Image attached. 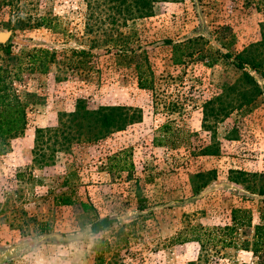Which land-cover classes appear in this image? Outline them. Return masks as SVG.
Wrapping results in <instances>:
<instances>
[{"label":"rangeland","instance_id":"rangeland-1","mask_svg":"<svg viewBox=\"0 0 264 264\" xmlns=\"http://www.w3.org/2000/svg\"><path fill=\"white\" fill-rule=\"evenodd\" d=\"M9 1L0 67L37 103L0 146V264H264L249 251L264 226V47L260 71L235 67L264 41V0H153L142 16L109 0ZM14 12L50 28L13 30ZM110 108L123 130L102 127ZM233 210L248 212L241 226Z\"/></svg>","mask_w":264,"mask_h":264},{"label":"trees","instance_id":"trees-1","mask_svg":"<svg viewBox=\"0 0 264 264\" xmlns=\"http://www.w3.org/2000/svg\"><path fill=\"white\" fill-rule=\"evenodd\" d=\"M8 0H0V6L7 2ZM153 0H109V3L113 5V7H122L124 6V10L128 11L129 5L133 4L135 7V11L138 13V16L147 15L150 12L151 2ZM13 16L15 20L13 21V30H21L27 27L28 29L37 28V27H44L50 28V20L46 17H40L39 19L35 20L33 23H30V18L26 19L25 15H21L19 13L14 12ZM7 27L9 23L6 24ZM170 44V41H167ZM264 47V41L258 43L250 47V49L244 51L240 57L239 61L235 64V67L238 70L244 71L246 66L252 71H260L262 62L257 60V57L252 53H256L260 50V48ZM6 46L0 44V50L6 51ZM181 49V45H174L173 50L176 53L178 50ZM252 50V51H251ZM50 52L48 50H37L35 54L32 55V59L37 57L40 61V73L47 72V65L46 59L49 60L51 57L48 58ZM37 54V55H36ZM40 54V55H38ZM86 54L85 51H80L79 55L84 56ZM176 63H181V60L175 58ZM33 63H35L33 61ZM13 75L14 77L17 76V73L10 74L9 70L6 68L0 67V146L3 145V141L9 137H14L20 135L24 132L27 125V118H26V110L29 105H34L37 102L34 100V96L26 95L25 98H20L12 89V86L8 79L10 76ZM243 79L245 80V84L242 87V90L239 91V94L243 98H249L248 102H251V96H254L256 92H259V86L257 81L250 76L249 74H243ZM140 79V78H139ZM245 86H248L246 88ZM139 87L141 89L145 88L144 82L139 80ZM127 123V117L122 113L120 108H110L101 116V125L104 128L113 127L116 131L123 130ZM2 150L0 151V153ZM64 204H69V202H64ZM248 212L240 211V210H233V225L241 226L243 222L241 220L246 219V215ZM241 217V218H240ZM249 221V218H248ZM115 220L105 217L103 219H94L89 220L87 226L89 227L90 231L98 235L101 232L112 228ZM250 224V222H249ZM39 232L42 234H48L50 232V226L47 223H41L38 225ZM229 230H233V228H228ZM262 233H264V226H254L253 228V235H252V242L249 248V251L253 253L255 257L261 259L262 250H264V243H262ZM248 249V247H246Z\"/></svg>","mask_w":264,"mask_h":264},{"label":"water","instance_id":"water-1","mask_svg":"<svg viewBox=\"0 0 264 264\" xmlns=\"http://www.w3.org/2000/svg\"><path fill=\"white\" fill-rule=\"evenodd\" d=\"M10 33H0V44L7 42L10 38Z\"/></svg>","mask_w":264,"mask_h":264},{"label":"clouds","instance_id":"clouds-1","mask_svg":"<svg viewBox=\"0 0 264 264\" xmlns=\"http://www.w3.org/2000/svg\"><path fill=\"white\" fill-rule=\"evenodd\" d=\"M34 246H35V245H34ZM35 264H46V262L43 261V260H37V261L35 262Z\"/></svg>","mask_w":264,"mask_h":264}]
</instances>
